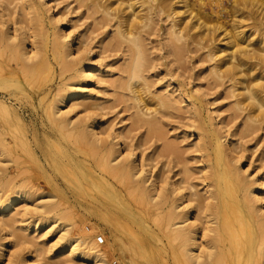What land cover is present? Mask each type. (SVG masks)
Wrapping results in <instances>:
<instances>
[{"label": "rangeland", "instance_id": "374dc122", "mask_svg": "<svg viewBox=\"0 0 264 264\" xmlns=\"http://www.w3.org/2000/svg\"><path fill=\"white\" fill-rule=\"evenodd\" d=\"M135 1L141 17L128 28L140 41L145 60L142 78L126 89L120 84L127 80L132 53L129 43L117 36L115 9L110 14L103 11L107 0H0V101L8 109L0 113V205L13 190L22 188L26 193L25 199L0 215V264H80L66 253L59 255L64 239L57 223L49 219L55 214L69 223L67 236H86L104 250L114 242L110 217L125 243L129 230L142 241L153 234L160 237L167 250L141 245L138 249L144 256L135 264H175L166 228L155 220L157 214L172 209L175 220L185 215L186 222L175 226L194 234L199 249L212 235L208 228L220 221V204L241 205L242 211L254 214L253 226L264 225V116L251 100L237 104L241 99L234 89L237 85L226 74H213L219 56L210 57L214 41L223 42L236 32L242 44L230 62L249 57L252 50L261 54L264 41H257L264 40V9L250 8L241 14L227 0H187L192 9L184 7L186 13L181 9L176 17L165 5L167 0ZM171 21L178 29L183 27L180 37L171 33L172 25L176 31ZM55 36L67 41L60 48L68 54L66 70L52 54ZM22 45L30 55H46L51 69L41 70L42 83L34 78L28 82L30 77L11 58L13 48ZM253 61L248 58V64ZM96 64L101 66L100 80L93 76L87 82L86 72ZM249 66H242L239 74L244 83H255L257 72H250ZM75 85L81 86L83 96L60 106L75 127L62 132L48 117V104ZM162 100L167 101L162 105ZM86 124L99 141L93 150L76 139ZM114 137L117 159L134 166L138 183L123 184L97 165ZM223 166L232 200L217 197L215 172ZM138 185L154 195L155 206L145 209L129 194L130 187ZM35 204L43 207L34 209ZM25 224L27 229L20 228ZM7 228L12 234L5 242ZM98 235L102 244L96 242ZM263 247L264 240L255 237L249 263L264 264V253L254 257L255 250ZM104 259L105 264L114 260L128 264V255L118 252Z\"/></svg>", "mask_w": 264, "mask_h": 264}, {"label": "bare ground", "instance_id": "6f19581e", "mask_svg": "<svg viewBox=\"0 0 264 264\" xmlns=\"http://www.w3.org/2000/svg\"><path fill=\"white\" fill-rule=\"evenodd\" d=\"M86 1H89L90 3L96 2V0ZM107 1L108 2L103 7V11L105 14H110V11L112 9H115V16L116 18H118L120 25L118 26L117 36L129 43V47L132 53L131 61L127 66V80L120 84L121 87L130 89L132 82L142 78L141 69L145 60V53L140 41L136 38V36H134V33L130 30V28H128V26L131 27V25H134V22H136L134 18H140L141 16L139 14L138 7L135 6L137 3V1L135 0H126V2L123 0ZM227 1L229 5L234 8V10H240L241 14L246 10L248 12L250 8H254L255 10L264 9V0ZM123 2L125 3L124 7H122L121 5V3ZM165 3L164 4L168 6L171 13H176V17L177 15L179 16L178 13L181 12L180 14H182L181 9L183 10L184 7L185 9L190 8V3L187 2V0H175L173 2L172 0H167L165 1ZM46 4L48 8L49 1H47ZM29 6H31V3H29ZM34 11L36 12V16H34V18H36L35 21L38 22V10ZM184 13H186V11H184ZM54 19L58 20V18ZM174 20L173 21L176 22V19ZM122 23L127 25V29H122ZM178 24L180 25V23ZM173 26L174 25H172L171 33H173V36L175 35L174 37H180V30H183V27H180L181 29H178L176 25V31L177 29L179 30L178 33L175 31V29L173 31ZM231 37L232 38L228 37L223 42L214 41L212 43L211 48L213 49H211L210 51V57H213L215 55L219 56L218 61L213 66L212 72L217 77H221L223 76V74H226L233 80V86L237 85L234 89L239 90L238 95L241 98L237 101V104H240L242 100H251L256 105L258 111L264 116V45L261 47V50L263 51L261 54L254 53V51L252 50V52L249 53V57L239 56L238 61L234 64L233 62H230L229 59L234 57L237 48L242 44L238 41V39L242 37L238 32L233 33ZM263 41L264 40L262 38L257 42L262 43ZM64 43H67V41L62 40L60 36H55L52 43V54L55 60L60 65L61 70H66L68 68V54L60 52V48ZM246 45L247 44H245L244 47ZM13 49L14 50L12 51L14 52L12 54L9 52V54H11V58L14 60L16 65L20 67L21 71H23L28 78L30 77V79H28V82H32L34 78V81H39V83H42V81H44V77H39L41 74V70L44 69L45 72H49L51 69L50 63L46 60V55H38L36 53L30 55L24 45L20 46V48L15 46ZM227 49L228 52H226ZM226 57L228 59H226ZM248 58L254 59V61L248 64ZM247 64L251 65L249 66L250 72H257L255 83H251V81H247L246 83H244L243 81H245V78L241 77L239 74L241 72V67L244 65L248 66ZM100 67V64L91 66L88 72H86V81L90 80L93 76H95L96 80L99 81L100 76L97 75H99L98 72H101ZM72 87L73 88L65 90L64 93L57 94L56 96L52 97L51 102L48 104V117L62 132L73 129L75 126L72 124L73 122L71 121V118L66 119V113L68 112H61L60 106L68 102H73L75 101V99L83 96V91L80 85H75ZM130 91H132V89ZM132 95L138 97L137 94L132 93ZM164 101L166 102L167 100H162V105ZM7 111L8 109L5 107L4 103L0 101V113H5ZM138 111L141 114H145V111H142V109H139ZM150 123L151 126L149 125V127H152V123L154 122ZM76 139L78 141H84L88 145L89 150H93L94 146L99 145V141L97 137H95V133L92 132V129H89L88 124H86V126L83 128V133L76 135ZM117 148L118 143L116 142V137H114L113 146L108 147L106 151L100 156L97 161V165L101 170L105 171L111 177L119 180L123 184L131 185L134 181L138 183L135 178L136 169L134 168V166H132L130 162L128 163L125 159H117L120 154L116 153ZM127 154L130 155V153ZM215 177L218 186L217 197H228L232 200L233 189L230 186V183H228L227 167L223 166L221 170H217L215 172ZM130 189L131 190L129 191V194L131 196H136L137 200L144 204L145 209H149L151 206H155L157 204V202L153 200L154 195L150 194L143 186L138 185L136 188L132 186L130 187ZM11 193L12 197L7 198L5 203L3 202V204L1 203L2 205H0L1 216L7 214L11 209H13L19 202V200H21V198H26L25 190H23L22 188L13 190L11 191ZM13 194L16 195V197H13ZM39 207H43V205H34V209H37ZM228 209L229 211H227ZM217 211L218 215L220 216V221L214 229L208 228V230L212 232V235H209L208 238L205 239V245L203 249H199L200 244L197 243L194 234H191V232L189 230H186L185 227L175 226V224L186 222L187 218L185 217V215H182L178 217V220H175L176 212L174 209L170 210L164 215L157 214L155 220L158 222V224H164L166 228V238L170 242L168 243V250L170 251V257L175 264H251L249 263V258L253 257L254 255L252 254L253 242L255 240V237H258L260 241L264 240V225L262 223L255 222L256 224L255 226H253L252 221L254 220V214L248 215L246 212L242 211L241 205L234 204L233 202L230 205L220 204ZM228 212L231 213L233 219L229 217ZM194 218L196 220V217ZM49 219H51L53 223H57L56 226H58L59 231L62 232V235L60 234L61 237H59L64 239V243L60 248L59 255L66 253L65 255L69 259H75L80 264H88V262H91L90 264H105L104 258L106 254L114 252H118L119 254L123 255L127 254L128 264H135L134 261L136 258H141L144 256L143 252L138 249L139 247H141V245H143L144 247L146 245H153L157 247L161 252H165L167 250V247L165 245L160 244V237H158L156 234H153L142 241L134 231L129 230V240L125 243L115 230L116 221L114 217L108 218L110 221L111 230L114 234V242L110 250L98 248L92 243L90 239L87 240L86 236L80 238L76 236H67V234H69V230L71 229L67 227L69 223L63 222L62 217L58 216L57 214L51 216ZM5 222L10 226L11 221L10 223H7V221ZM37 223L32 226L34 231H36L39 227ZM28 227L29 224H25L24 227L22 226L20 228H23L25 230ZM144 228L146 233L148 231V228ZM11 234L12 229L7 228L4 232L5 242H8V240H10ZM172 242H176V244L172 245ZM263 253L264 247L257 248L255 250V259H259L263 255Z\"/></svg>", "mask_w": 264, "mask_h": 264}, {"label": "built area", "instance_id": "2783aa9c", "mask_svg": "<svg viewBox=\"0 0 264 264\" xmlns=\"http://www.w3.org/2000/svg\"><path fill=\"white\" fill-rule=\"evenodd\" d=\"M96 242L99 244L103 243V238L101 235L96 236ZM112 264H118L116 260L112 261Z\"/></svg>", "mask_w": 264, "mask_h": 264}]
</instances>
